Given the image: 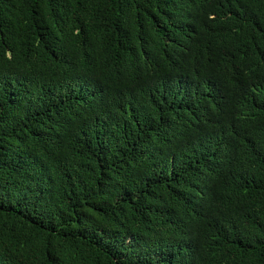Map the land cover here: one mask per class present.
<instances>
[{
  "label": "trees",
  "instance_id": "16d2710c",
  "mask_svg": "<svg viewBox=\"0 0 264 264\" xmlns=\"http://www.w3.org/2000/svg\"><path fill=\"white\" fill-rule=\"evenodd\" d=\"M0 264H264V0H0Z\"/></svg>",
  "mask_w": 264,
  "mask_h": 264
}]
</instances>
